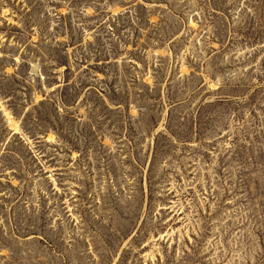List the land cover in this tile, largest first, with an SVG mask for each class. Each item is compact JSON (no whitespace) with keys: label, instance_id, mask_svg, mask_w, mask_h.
Wrapping results in <instances>:
<instances>
[{"label":"rangeland","instance_id":"rangeland-1","mask_svg":"<svg viewBox=\"0 0 264 264\" xmlns=\"http://www.w3.org/2000/svg\"><path fill=\"white\" fill-rule=\"evenodd\" d=\"M0 264H264V0H0Z\"/></svg>","mask_w":264,"mask_h":264}]
</instances>
